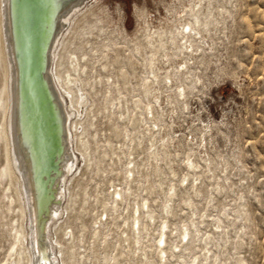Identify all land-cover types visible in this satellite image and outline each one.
<instances>
[{
	"label": "rangeland",
	"instance_id": "374dc122",
	"mask_svg": "<svg viewBox=\"0 0 264 264\" xmlns=\"http://www.w3.org/2000/svg\"><path fill=\"white\" fill-rule=\"evenodd\" d=\"M181 1L91 0L64 32L57 70L84 102L83 158L56 233L67 264H264V0H216L227 13L206 38L195 86L176 102L177 85L162 83L163 109L148 114L142 44L155 28L181 30ZM2 61L0 44V264H25L1 138ZM188 158L209 164L193 172Z\"/></svg>",
	"mask_w": 264,
	"mask_h": 264
},
{
	"label": "bare ground",
	"instance_id": "6f19581e",
	"mask_svg": "<svg viewBox=\"0 0 264 264\" xmlns=\"http://www.w3.org/2000/svg\"><path fill=\"white\" fill-rule=\"evenodd\" d=\"M90 2L0 0V44L6 74L1 138L6 176L24 218L23 236L19 241L25 264H67L62 258L63 244L56 233L61 227L58 218L68 211V184L73 178L70 175L78 157L83 158L78 146L77 114L84 102L76 104V87L71 86L70 76H60L56 60L64 32L78 15L91 8ZM215 2L184 1L178 20L182 23L181 30L155 28L144 38L142 47L148 57L143 61L149 76L141 85V91L152 100L146 109L148 114L163 109L164 102L158 97L162 83L164 89L169 86L170 90L177 85L176 102H179L178 97L186 99V87L195 86L196 62L210 50L206 38L213 25H217V18L227 13L226 9H214ZM25 9L30 12L26 19ZM176 59L181 60L180 68L168 73ZM183 105L187 108L186 102ZM75 114L77 118L72 121L71 116ZM203 140L206 148V139ZM190 159H187V168L193 172L202 166L205 170L209 164L204 159L197 162ZM135 222L139 224V219ZM181 235L189 239V230L185 229ZM159 242L165 243L164 235ZM158 254L163 255L165 251L160 250Z\"/></svg>",
	"mask_w": 264,
	"mask_h": 264
},
{
	"label": "water",
	"instance_id": "95a60500",
	"mask_svg": "<svg viewBox=\"0 0 264 264\" xmlns=\"http://www.w3.org/2000/svg\"><path fill=\"white\" fill-rule=\"evenodd\" d=\"M23 13L25 14V17H24V19H26L27 17H28V15H29V10L28 9H25L24 11H23ZM31 15V14H30ZM24 52V51H23ZM26 78V77H25ZM24 78V79H25Z\"/></svg>",
	"mask_w": 264,
	"mask_h": 264
}]
</instances>
